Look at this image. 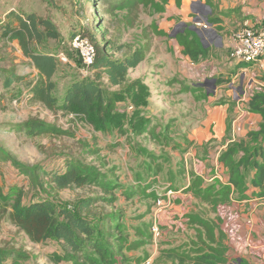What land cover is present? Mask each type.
<instances>
[{
	"label": "rangeland",
	"instance_id": "obj_1",
	"mask_svg": "<svg viewBox=\"0 0 264 264\" xmlns=\"http://www.w3.org/2000/svg\"><path fill=\"white\" fill-rule=\"evenodd\" d=\"M207 1L213 2L154 0L164 7L163 11H158L151 1L147 4L140 0H0V249L13 250L20 264H77L75 260L62 259L70 253L63 241L49 238L33 242L12 222L10 212L19 197L23 204L48 199L57 209L69 208L89 217L98 228L97 236L102 243L115 253V264H175L164 251L185 247L196 239V231L190 226L193 230L179 239L166 233L163 225H158L159 234H154L153 208L161 198L165 203L168 201V189L160 182V188L157 187L155 167H150L149 155L156 151V139H160L167 125L162 103L175 96L179 101L177 115L192 113L193 108H199L200 98L208 101V92L213 94L216 78L224 80V84L229 82L219 72L213 58L229 55L231 47L218 49L220 36L223 38L226 33L205 21L206 17L219 19L212 8L210 12L204 6ZM13 13H36L50 18L60 30V39H50L36 47L38 52L54 54L62 61L54 91L60 106L71 81L87 76L94 78L97 74L96 69L84 62L80 49L74 44L76 36L89 39L88 30L98 34L102 41L103 34H107L116 59L131 56L150 43L152 48L147 58L129 70L124 84L111 86L107 84V76L100 80L110 96H117L115 91L125 90L138 79L147 85V101L154 89L152 94L158 99L153 104L157 106L149 105V101L140 105L143 117L146 113L150 115L146 117L151 129L146 132L149 134L133 130L130 117L120 129H98L83 115L60 106L49 109L36 101L32 87L39 78V71L24 55L19 43L5 34V26ZM154 25L165 33L157 34ZM186 28L194 31L198 28L209 49L198 61L184 54L178 43V33ZM16 76H22L23 80L18 81ZM206 81L210 82L207 86L203 85ZM186 85L194 88L196 94L181 93V87ZM227 86L222 87V95ZM161 94L165 95L164 102ZM127 99L119 101L116 109L131 116L140 106H136L130 96ZM223 99L224 96L218 100ZM36 121L45 122L51 132L31 133ZM69 161L89 172L83 186L60 188L53 181V174L66 171ZM22 167L29 168L32 174L24 173ZM36 167L44 171L38 173ZM160 171L166 172L167 167H159L157 172ZM90 199L89 207H81L82 201ZM196 205L197 210L191 211L209 218L210 204ZM59 257L62 260H57ZM77 261L89 264L81 258Z\"/></svg>",
	"mask_w": 264,
	"mask_h": 264
},
{
	"label": "trees",
	"instance_id": "obj_2",
	"mask_svg": "<svg viewBox=\"0 0 264 264\" xmlns=\"http://www.w3.org/2000/svg\"><path fill=\"white\" fill-rule=\"evenodd\" d=\"M150 1L158 11L164 10V7L155 3L154 0H140L147 4ZM177 1L181 2V0ZM207 3L213 9L212 3L209 1ZM209 22L214 24L216 19L209 17ZM154 28L159 35L165 33L158 25H154ZM5 34L19 43L24 55L32 60L39 71V78L33 82L34 84L32 83L33 98L49 109L58 108L59 99L54 94L57 88L55 77L61 68L62 61L54 54L36 50L37 45L50 39L61 38L57 25L50 18L36 13L26 15L13 13V17L5 26ZM86 34L95 49V59L90 66L96 69L97 74L94 78L87 76L71 81L66 88L64 101L60 108L83 115L85 119L94 122L98 129L110 130L115 127L120 129L125 126V122L130 117L133 130L136 132L151 131L146 117L141 114L140 106L148 103L145 97L147 85L138 79L125 90L115 91L117 96H110L105 84L100 80L107 76V84L111 86L124 84L127 81L129 70L136 68L147 58L152 45L147 43L131 56L116 59L112 55L114 47L111 40L107 38V34H103L102 41H99L98 34L95 32L87 30ZM177 40L183 47V53L194 61H198L209 52L200 34L191 28L179 32ZM16 78L18 81L23 80L22 76H16ZM222 81L219 79L218 84ZM129 96L136 106H140L136 107V111L131 116L116 109L117 103L127 101ZM248 107L251 112L262 115L263 123L258 130L248 131L247 136L251 144L253 143L252 145L245 146L244 141H241L231 145L221 155V161L230 172L229 182L223 183L216 180L206 183L202 177L194 176L188 187L195 197L207 202L213 208H216L220 202L228 201L234 192L238 191L241 197L246 196L244 192L247 188V176L242 171L243 168L244 170L256 169L252 182L260 187V191H255L254 195L264 196V90L256 91L250 97ZM37 132H51V128L43 121H36L32 124L31 133ZM241 150L244 151V155L239 157ZM22 168L27 175L32 174L29 168ZM36 170L38 173L44 171L39 167H36ZM88 174L89 172L79 167L74 161H69L66 171L53 174V181L60 188L73 185L83 186L88 181ZM105 186L110 189L109 185ZM90 205L91 199L81 203V207ZM12 208L10 219L33 242L40 243L49 238H56L65 243L70 253H66L62 259L75 260L77 264H79L77 258L89 264L116 263L115 253L102 243L101 238L97 236L98 228L89 217L78 215L69 208L57 209L56 205L48 199L23 204L22 197H19ZM187 217L189 226L196 231V239L185 247L166 249L165 255L172 258L175 264L225 263L228 248L223 242V235L219 233L217 237L214 221L196 211H191ZM62 259L59 257L57 260ZM0 264H20V262L13 250L0 249Z\"/></svg>",
	"mask_w": 264,
	"mask_h": 264
},
{
	"label": "crops",
	"instance_id": "obj_3",
	"mask_svg": "<svg viewBox=\"0 0 264 264\" xmlns=\"http://www.w3.org/2000/svg\"><path fill=\"white\" fill-rule=\"evenodd\" d=\"M212 6L219 18L213 25L226 33L223 38L220 36L221 42L216 44L218 49L229 46L232 49L234 33L239 28L264 25V0H213ZM213 59L229 82L224 84L223 80L218 84L219 79L216 78L213 94L208 92V101L200 98L199 108H193L192 113L177 115L179 101L175 96L165 102V95L160 96L168 118L167 125L160 133V139L155 138L156 151H152L149 157L150 167H155L153 178L157 180V187L160 188V182L163 188L168 189V201L154 206L153 218L158 225L166 226V233L173 239L186 236L193 230L189 228L187 214L191 209L197 210L196 204L203 202L188 190L193 177L200 176L206 183L216 180L228 183L230 172L221 161V155L241 141L245 146L251 144L248 131L258 130L263 123L262 115L251 112L248 104L256 91L264 90V55L253 64L230 61L229 55L224 54ZM226 85L228 89L222 95V87ZM153 91H150L149 105L157 106L153 104L158 99L153 96ZM180 91L196 94L189 85L182 86ZM222 96L223 101H219ZM145 116L150 117L147 113ZM243 155L241 150L239 157ZM159 167H167V171L163 173L164 168L158 173ZM217 169L222 172L224 180H211ZM242 171L247 176L246 196L241 197L237 191L216 208L210 205L209 218L216 225L217 237L221 233L228 248L227 261L223 264H264V196L254 195L255 191H260V187L252 182L256 169L243 168Z\"/></svg>",
	"mask_w": 264,
	"mask_h": 264
},
{
	"label": "built area",
	"instance_id": "obj_4",
	"mask_svg": "<svg viewBox=\"0 0 264 264\" xmlns=\"http://www.w3.org/2000/svg\"><path fill=\"white\" fill-rule=\"evenodd\" d=\"M74 44L80 49L82 58L87 65H91L95 59V49L89 39L76 36ZM264 55V25L260 27L243 26L234 33V42L229 54L230 61L237 63L253 64L261 60ZM212 179L224 180L222 172L217 169ZM222 182V181H221ZM163 199H159L161 204ZM154 234H159L158 224L153 226ZM150 260L147 261V263Z\"/></svg>",
	"mask_w": 264,
	"mask_h": 264
},
{
	"label": "water",
	"instance_id": "obj_5",
	"mask_svg": "<svg viewBox=\"0 0 264 264\" xmlns=\"http://www.w3.org/2000/svg\"><path fill=\"white\" fill-rule=\"evenodd\" d=\"M200 2H202V1H200ZM204 6L211 12V7H210V5H208V4H204ZM205 21L206 22H208L209 20H208V18L206 17L205 18ZM208 24H212L211 22H208ZM198 33H201V31L198 29V28H196L195 29ZM215 33L217 34V32L215 31ZM219 36V35H218ZM202 37V36H201ZM202 40H203V37H202ZM214 86H215V84H214Z\"/></svg>",
	"mask_w": 264,
	"mask_h": 264
},
{
	"label": "flooded vegetation",
	"instance_id": "obj_6",
	"mask_svg": "<svg viewBox=\"0 0 264 264\" xmlns=\"http://www.w3.org/2000/svg\"><path fill=\"white\" fill-rule=\"evenodd\" d=\"M215 34H216V33H215ZM216 35H217V34H216ZM209 83H210V82L206 81L204 85L207 86V85H209Z\"/></svg>",
	"mask_w": 264,
	"mask_h": 264
}]
</instances>
